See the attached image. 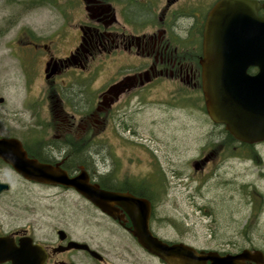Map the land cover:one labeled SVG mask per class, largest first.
<instances>
[{
  "label": "flooded vegetation",
  "instance_id": "1",
  "mask_svg": "<svg viewBox=\"0 0 264 264\" xmlns=\"http://www.w3.org/2000/svg\"><path fill=\"white\" fill-rule=\"evenodd\" d=\"M220 1L14 0L22 76L25 86L35 87V94L25 93L22 106L32 103L42 114L40 119L17 118L14 123L25 129H51L54 136L44 142L2 137L18 139L28 158L58 166L69 178L83 174L99 190L146 200L150 205L151 235L169 249L180 245L178 253L173 252L175 264H212L211 253L220 257L244 254L236 261L238 264H264V243L242 236L220 241L223 244L210 248L200 246L195 237L185 238L166 214L158 213L162 200H168L171 190L176 189L153 184L154 180L150 183L152 177L166 174L165 169L153 164L157 169L152 170L153 176L121 170L118 160L114 161L109 153V158L106 157L107 150L96 134L109 126L127 128L131 117L146 105L194 112L200 109L211 126L221 128L206 114L200 67L207 19ZM251 1L259 5L257 17H263L264 0ZM40 8L51 14L50 25L36 30L34 25L22 22ZM87 88L93 89L92 92ZM8 117V113H0V129L7 128ZM223 134L216 140L217 157L221 156L222 162L230 154V138L224 131ZM242 149L255 148L242 146ZM211 159L212 154L207 151L198 156L194 168L202 169ZM3 169L8 176L0 183H6L8 190L0 194V199H10L7 204L14 208L13 182L39 184L24 180L0 161V175ZM175 175L174 171L170 173ZM47 188L75 193L60 186ZM80 198L115 233H109L104 240L88 236L77 241L68 234L62 238L58 234L64 232L62 229L45 236L38 233L34 223L11 227L0 221V264H173L140 246L123 208L112 205L105 214ZM230 220L245 226L257 225L260 218L249 214ZM210 222L217 225L219 220L213 218ZM70 241L83 246L68 248ZM13 255L14 262L8 259Z\"/></svg>",
  "mask_w": 264,
  "mask_h": 264
},
{
  "label": "rangeland",
  "instance_id": "2",
  "mask_svg": "<svg viewBox=\"0 0 264 264\" xmlns=\"http://www.w3.org/2000/svg\"><path fill=\"white\" fill-rule=\"evenodd\" d=\"M42 8L32 11L22 22L34 25L36 30L50 25L52 16ZM14 14V0H0V97L3 98L0 113L9 116L7 128H1L0 135L44 142L54 136L51 129H25L14 123L17 118L32 121L33 117L40 119L42 116L34 104L22 106L25 93L35 94V87L25 86L22 76L20 33L16 32ZM92 90L87 88L90 93ZM204 116L200 109L194 112L146 105L131 117L127 128L109 126L98 130L96 135L107 150L106 157L109 158V153L114 161L118 160L121 170L153 176L152 170H157L153 164L165 169L166 174L152 177L150 183L154 180L153 184L176 189L171 190L168 200H162L158 213L166 214L175 230L185 238L195 237L200 246L210 248L223 244L220 241L242 236L264 243V144L247 151L232 150L231 145L229 156L222 162V157H217L216 140L225 135L221 128L211 126ZM212 144L213 148L208 146ZM207 151L212 154L211 162L202 169L194 168L198 156ZM172 171L175 176H170ZM1 174L0 180L8 176L5 169ZM11 192L16 198L14 208L7 204L10 199H0L3 225L21 227L34 223L38 233L45 236L62 229L77 241L88 236L104 240L109 233H115L73 192L24 182H13ZM249 214L260 218L257 225L244 226L230 220ZM213 218L219 220L217 225L210 222ZM169 228L172 229L170 225ZM113 239L119 242L118 237Z\"/></svg>",
  "mask_w": 264,
  "mask_h": 264
},
{
  "label": "water",
  "instance_id": "3",
  "mask_svg": "<svg viewBox=\"0 0 264 264\" xmlns=\"http://www.w3.org/2000/svg\"><path fill=\"white\" fill-rule=\"evenodd\" d=\"M258 6L249 0L220 1L207 19L201 60L202 90L210 120L223 125L234 140L249 145L264 142V17H257ZM250 68L257 71L250 74ZM0 159L28 181L74 189L102 212L108 213L112 205L123 208L142 248L175 264L180 246L169 249L152 237L147 201L98 190L82 175L69 178L60 168L30 160L16 139L0 138ZM6 189L7 184L0 183V193ZM69 247L82 248L76 243ZM242 257L209 255L212 264H238ZM9 258L14 262V255Z\"/></svg>",
  "mask_w": 264,
  "mask_h": 264
},
{
  "label": "trees",
  "instance_id": "4",
  "mask_svg": "<svg viewBox=\"0 0 264 264\" xmlns=\"http://www.w3.org/2000/svg\"><path fill=\"white\" fill-rule=\"evenodd\" d=\"M230 138V137H229ZM231 141L233 142V139L231 138Z\"/></svg>",
  "mask_w": 264,
  "mask_h": 264
}]
</instances>
